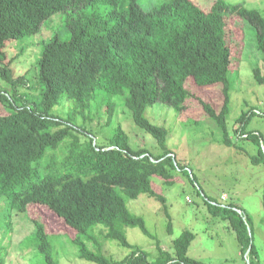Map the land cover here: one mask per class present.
<instances>
[{
  "label": "trees",
  "instance_id": "1",
  "mask_svg": "<svg viewBox=\"0 0 264 264\" xmlns=\"http://www.w3.org/2000/svg\"><path fill=\"white\" fill-rule=\"evenodd\" d=\"M226 11L255 27V46L264 55V13L241 3L215 0L204 9L194 0H162L147 8L137 0H0V47L5 40L39 32L43 21L57 12L68 16L70 33L67 39L53 35L44 43L36 63V100L21 92L20 88L31 87L29 79L24 74L14 76L0 51V75L11 86L10 92L0 90V103L10 110L0 114V201L6 199L9 210L20 212L31 204L46 206L75 230L70 241L82 260L96 264H205L187 254L195 237L192 231L185 229L175 237L173 252L169 253L159 246L143 217L128 208L127 201L146 194L161 202L170 231L165 198L154 189L152 177L169 182L176 171L189 179L191 172L167 146L168 130L150 121L144 112L159 102L181 113L193 96L186 86L187 78L201 87L221 84L219 110L199 99L220 132L219 142L245 150L239 140L248 141L256 149L251 163L264 166V137L248 128L252 117L264 112L255 107L241 110L234 119L232 136L227 128L228 74L234 58ZM253 77L264 84L259 66L253 68ZM101 91L122 100L133 122L156 140L160 152L132 147L121 127L109 144L93 143L85 120H91V103ZM62 95L72 102L65 117L52 113ZM106 105L110 121L113 104L108 101ZM79 118L82 123H76ZM65 139H69L68 151L61 165L70 167L49 170L15 191L37 173V162L46 149L60 146ZM52 163L49 160L47 167ZM203 196L211 216L226 220L234 231L246 264H259L244 209L223 194L221 201ZM262 202L264 206V194ZM33 221L29 238L45 264H59L54 236L46 232L42 222ZM128 227H137L156 240L157 253L152 259L149 252L127 240ZM106 240L116 241L128 252L120 259L105 254ZM2 259L0 255V263Z\"/></svg>",
  "mask_w": 264,
  "mask_h": 264
},
{
  "label": "rangeland",
  "instance_id": "2",
  "mask_svg": "<svg viewBox=\"0 0 264 264\" xmlns=\"http://www.w3.org/2000/svg\"><path fill=\"white\" fill-rule=\"evenodd\" d=\"M137 1L143 8H147L159 4L162 0ZM194 1L207 9L215 0ZM222 1L227 4L241 3L245 7L264 13V0ZM67 17L65 13L57 12L43 21L39 32L5 40L2 42L3 47H0L5 61L10 62L14 76L24 74L29 79L31 87L25 86L20 90L34 100V95L39 91L36 84L37 59L44 43L53 35L60 39L69 38ZM224 17L229 33L231 56L234 58L228 74L230 113L226 122L232 136L234 119L241 110L255 107L257 111L264 112V84L257 83L253 77L255 66L260 67L264 76V55L255 46L256 29L252 24L230 11H226ZM186 86L193 96L187 100L186 108L181 113L177 114L172 107L159 102L147 107L144 112L150 121L168 130L167 146L191 172L189 179L182 172L176 171L169 182L156 176L152 177L154 189L165 198L171 221L170 231L167 228L168 217L163 204L158 200L140 194L135 199H129L127 206L133 213L143 217L147 229L159 240V246L169 253L173 252L172 240L188 229L195 235L187 251L190 257L205 264H246V259L241 257L240 245L234 231L226 220L211 216L203 196L205 194L221 201L224 194L227 200H233L248 215L258 261L259 264H264V166L251 163L250 156L256 153V149L248 141L239 140L245 150L236 146L228 147L219 142L220 132L207 117L199 99L219 110L223 100L221 84L201 87L191 78H187ZM10 87L0 75V90L10 92ZM95 98L90 107L91 120H85V125L93 136V143L109 144V139L117 128L121 127L132 147H144L154 154L161 151L156 140L133 122L130 110L119 97H109L101 91L96 93ZM108 101L113 104L110 121L104 110ZM71 106L72 102L62 95L52 113L65 117ZM9 111L6 104L0 103V114ZM76 123H82L81 119ZM248 128L257 130L264 137V115H254ZM82 138L89 139L86 135ZM68 140L65 139L56 148H47L37 162V173L30 175L22 185L16 186L15 191L27 187L49 170L70 167V164L61 165L68 151ZM49 160H53V163L47 167ZM186 196L188 200L185 199ZM34 219L42 222L46 232L54 236L59 264H96L78 258L77 250L70 241L75 235V230L46 206L31 204L26 211L20 212L9 210L6 199L0 201V255L3 256L0 264H45L43 255L33 244L32 238H29L34 229ZM7 220L9 224L6 226ZM125 231L131 244L149 252L151 259L156 255L154 238L143 234L137 227H128ZM90 248L92 249L91 245ZM103 251L113 258L120 259L126 255L128 249L114 240H106Z\"/></svg>",
  "mask_w": 264,
  "mask_h": 264
},
{
  "label": "built area",
  "instance_id": "3",
  "mask_svg": "<svg viewBox=\"0 0 264 264\" xmlns=\"http://www.w3.org/2000/svg\"><path fill=\"white\" fill-rule=\"evenodd\" d=\"M223 198H225L226 196L223 194V196H222ZM187 199H188V197H186Z\"/></svg>",
  "mask_w": 264,
  "mask_h": 264
},
{
  "label": "water",
  "instance_id": "4",
  "mask_svg": "<svg viewBox=\"0 0 264 264\" xmlns=\"http://www.w3.org/2000/svg\"><path fill=\"white\" fill-rule=\"evenodd\" d=\"M248 252V251H247ZM247 252H246V255H247Z\"/></svg>",
  "mask_w": 264,
  "mask_h": 264
}]
</instances>
